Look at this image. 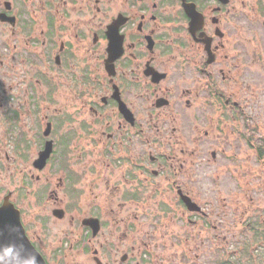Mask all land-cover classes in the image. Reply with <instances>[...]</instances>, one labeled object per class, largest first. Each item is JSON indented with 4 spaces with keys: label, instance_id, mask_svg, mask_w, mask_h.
I'll return each mask as SVG.
<instances>
[{
    "label": "flooded vegetation",
    "instance_id": "obj_1",
    "mask_svg": "<svg viewBox=\"0 0 264 264\" xmlns=\"http://www.w3.org/2000/svg\"><path fill=\"white\" fill-rule=\"evenodd\" d=\"M239 194L264 0H0V208L46 264H264Z\"/></svg>",
    "mask_w": 264,
    "mask_h": 264
},
{
    "label": "water",
    "instance_id": "obj_2",
    "mask_svg": "<svg viewBox=\"0 0 264 264\" xmlns=\"http://www.w3.org/2000/svg\"><path fill=\"white\" fill-rule=\"evenodd\" d=\"M0 264H46L26 237L13 206L0 208Z\"/></svg>",
    "mask_w": 264,
    "mask_h": 264
},
{
    "label": "rangeland",
    "instance_id": "obj_3",
    "mask_svg": "<svg viewBox=\"0 0 264 264\" xmlns=\"http://www.w3.org/2000/svg\"><path fill=\"white\" fill-rule=\"evenodd\" d=\"M239 195H240V202L243 204V206L249 205L250 206L249 209L251 210V213L254 212L255 217H257L258 219H261L263 217V212H264L263 194H253L254 200L252 204L248 203V199L246 198L245 194H239ZM256 242L257 244L259 243V241H256ZM259 264H263V263H259Z\"/></svg>",
    "mask_w": 264,
    "mask_h": 264
}]
</instances>
